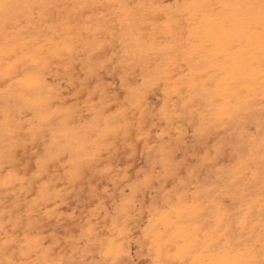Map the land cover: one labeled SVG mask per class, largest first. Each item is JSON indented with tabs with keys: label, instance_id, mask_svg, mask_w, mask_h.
I'll return each mask as SVG.
<instances>
[{
	"label": "clouds",
	"instance_id": "1",
	"mask_svg": "<svg viewBox=\"0 0 264 264\" xmlns=\"http://www.w3.org/2000/svg\"><path fill=\"white\" fill-rule=\"evenodd\" d=\"M0 264H264V0H0Z\"/></svg>",
	"mask_w": 264,
	"mask_h": 264
}]
</instances>
